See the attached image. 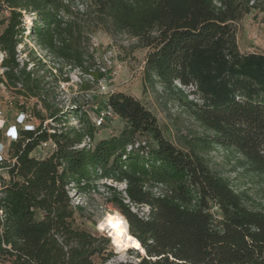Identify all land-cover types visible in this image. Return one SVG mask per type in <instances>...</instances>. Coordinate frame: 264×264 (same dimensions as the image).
<instances>
[{"label":"trees","instance_id":"16d2710c","mask_svg":"<svg viewBox=\"0 0 264 264\" xmlns=\"http://www.w3.org/2000/svg\"><path fill=\"white\" fill-rule=\"evenodd\" d=\"M253 10L264 11V0H0L1 81L25 100L36 98L56 123L48 127L38 111L37 126L18 129L7 174H0V258L10 264H109L116 254L111 238L74 225L83 208L72 203L70 190L96 191L99 180L111 179L125 185H107L120 209L113 214L126 220L140 243L125 247L113 240L139 258L116 264H264V208H251L199 152L173 143L136 96L109 95L125 125L95 141L102 126H69L66 113L53 110L44 57L32 49L21 64L17 51L32 35L48 55L87 77L80 85L86 91L106 77L94 62L91 33L131 34L148 49L144 89L159 83L175 94L212 131L210 144L236 149L250 171L264 175V53L241 52L237 40L241 20ZM26 13L32 15L29 28ZM31 61L36 67L28 68ZM79 109L73 111L82 118ZM86 137L94 144L81 146ZM48 140L55 147L34 154ZM133 205L149 210L141 214Z\"/></svg>","mask_w":264,"mask_h":264},{"label":"rangeland","instance_id":"374dc122","mask_svg":"<svg viewBox=\"0 0 264 264\" xmlns=\"http://www.w3.org/2000/svg\"><path fill=\"white\" fill-rule=\"evenodd\" d=\"M2 15L3 12L0 18ZM31 21L32 15L26 13L25 23L28 28ZM2 27L3 25L0 24V28ZM28 32L29 30L26 33ZM237 40L241 52L264 53V11L253 10L244 16L239 24ZM90 46L96 66H100L105 71L106 77L86 91L82 90L80 85L87 77H83L78 68L71 69L68 64L48 55L37 45L32 35H28L24 42L18 45V60L23 64L31 57L32 49L37 51L38 56L44 57L45 80L48 82L46 87L49 90L48 100L53 110L57 108L59 113H66L63 118H66L69 126L76 128H86L89 124L96 126L97 115L105 109L108 97L113 92L123 91L134 95L156 115L164 134L173 143L179 147L199 152L214 171L228 178L234 188L245 194L251 208H264V175L250 171L244 165L243 155L236 149L210 144L212 131L204 127L194 117L192 110L179 101L175 94L165 91L159 83L149 85L144 89L143 74L148 49L142 47L136 37L127 32L109 33L104 29H98L90 35ZM0 60H2V55H0ZM33 66L34 62L31 61L28 68ZM0 72H3L2 68ZM39 74L44 73L40 70ZM66 75L70 78L68 82L61 79ZM36 103V98L25 100L18 96L16 87L0 85V153L5 158L4 162L0 163V174H7L4 165L13 159L15 140L8 134V131L12 126H16L19 130L23 127V124L19 123L23 112L22 106H25L26 112L30 114L27 123L37 126L40 123L37 115L40 111L45 116V125L56 126V123L48 117L46 108ZM77 107H81L78 112L82 118H78L75 115L76 111H73ZM124 125L125 122L120 116L110 117L105 125L96 129L95 141L119 134ZM142 139H147V137H142ZM149 141L152 145L156 144L152 139ZM40 153L42 149L38 147L34 154ZM97 184L99 186L96 191L92 190L87 193L80 192L75 187L71 188L72 203L83 208L75 213L74 225L98 236L110 234L114 240L112 234L117 224L119 225V222L125 219L113 214L116 213L113 212L114 210L120 211V209L110 199L112 194L107 185H112L117 189H123L125 185L111 179H101ZM132 209L141 214H147L149 210L145 205H133ZM213 211L221 216L216 207ZM108 246L116 253L108 260L109 264L135 262L139 259L138 254L130 252L128 248L119 249L111 242ZM95 258L101 261L99 255ZM0 264L10 263L8 259L0 258Z\"/></svg>","mask_w":264,"mask_h":264},{"label":"built area","instance_id":"2783aa9c","mask_svg":"<svg viewBox=\"0 0 264 264\" xmlns=\"http://www.w3.org/2000/svg\"><path fill=\"white\" fill-rule=\"evenodd\" d=\"M9 13H10L9 10H5V16H9ZM0 55H2V60H0V64H1L3 62V59L6 55V53L4 51L0 50ZM1 68L3 69V72H0V85L6 84L4 81H1V77L3 76V73H4V67L0 66V69ZM114 115H116V113L114 112L113 108L107 103L105 109L102 110L101 112H99V114L97 115L95 125L96 126H103L107 122V120ZM28 117H29V115H27L25 113H21V116H20L21 121L19 123L20 124L22 123L23 127H25V128L32 126V124L27 123ZM8 134L13 138V140H16L18 137V128L16 126H12L9 129ZM85 144H87L88 146H91L92 144H94V140L91 139L90 137H86V139L81 144V146H83ZM39 147L42 149V152H47V151H49V149L51 147H55V144L52 142V140H48V141H43ZM3 159H4V156L2 153H0V163L2 162Z\"/></svg>","mask_w":264,"mask_h":264},{"label":"bare ground","instance_id":"6f19581e","mask_svg":"<svg viewBox=\"0 0 264 264\" xmlns=\"http://www.w3.org/2000/svg\"><path fill=\"white\" fill-rule=\"evenodd\" d=\"M114 241L117 242L121 246H129V245H137L140 246L138 239L133 236L129 231V225L125 220H121L119 225L115 228V232H113ZM110 238V234L108 235ZM111 238V242L115 243ZM135 246V247H137ZM140 247H137L139 249Z\"/></svg>","mask_w":264,"mask_h":264}]
</instances>
